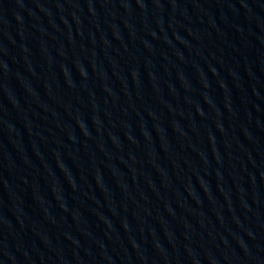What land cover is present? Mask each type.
Segmentation results:
<instances>
[{
  "label": "water",
  "instance_id": "95a60500",
  "mask_svg": "<svg viewBox=\"0 0 264 264\" xmlns=\"http://www.w3.org/2000/svg\"><path fill=\"white\" fill-rule=\"evenodd\" d=\"M0 264H264V0H0Z\"/></svg>",
  "mask_w": 264,
  "mask_h": 264
}]
</instances>
